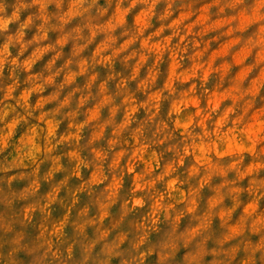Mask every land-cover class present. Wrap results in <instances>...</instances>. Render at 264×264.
<instances>
[{
    "label": "clouds",
    "instance_id": "9594fccd",
    "mask_svg": "<svg viewBox=\"0 0 264 264\" xmlns=\"http://www.w3.org/2000/svg\"><path fill=\"white\" fill-rule=\"evenodd\" d=\"M0 264H264V0H0Z\"/></svg>",
    "mask_w": 264,
    "mask_h": 264
}]
</instances>
